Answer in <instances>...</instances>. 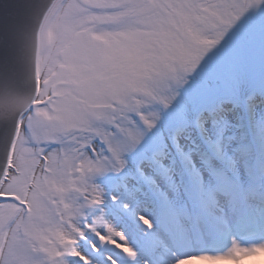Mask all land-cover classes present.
<instances>
[{
  "label": "snow or ice",
  "instance_id": "snow-or-ice-1",
  "mask_svg": "<svg viewBox=\"0 0 264 264\" xmlns=\"http://www.w3.org/2000/svg\"><path fill=\"white\" fill-rule=\"evenodd\" d=\"M264 252V0H0V264Z\"/></svg>",
  "mask_w": 264,
  "mask_h": 264
},
{
  "label": "bare ground",
  "instance_id": "bare-ground-1",
  "mask_svg": "<svg viewBox=\"0 0 264 264\" xmlns=\"http://www.w3.org/2000/svg\"><path fill=\"white\" fill-rule=\"evenodd\" d=\"M216 264H264V252L238 259H226L218 261Z\"/></svg>",
  "mask_w": 264,
  "mask_h": 264
}]
</instances>
